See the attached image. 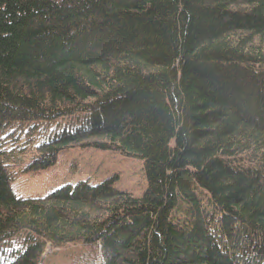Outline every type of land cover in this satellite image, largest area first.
Returning <instances> with one entry per match:
<instances>
[{"label":"trees","instance_id":"16d2710c","mask_svg":"<svg viewBox=\"0 0 264 264\" xmlns=\"http://www.w3.org/2000/svg\"><path fill=\"white\" fill-rule=\"evenodd\" d=\"M11 121L46 129L26 170L81 145L141 160L147 187L25 199L0 151V264L81 242L107 264H264V0H0Z\"/></svg>","mask_w":264,"mask_h":264},{"label":"rangeland","instance_id":"374dc122","mask_svg":"<svg viewBox=\"0 0 264 264\" xmlns=\"http://www.w3.org/2000/svg\"><path fill=\"white\" fill-rule=\"evenodd\" d=\"M84 123L83 119L76 117L69 119L68 122L64 120L61 123L50 124L47 130L54 133L58 126L63 125L66 133V130L77 129ZM24 124H28L29 128ZM87 124L86 121L84 126ZM38 130L39 135L35 134ZM42 134H46L44 125L36 127L35 122L32 121L26 123L11 121L0 133V144L3 146L0 151L5 155H12L6 167L13 176L11 191L15 195L25 199H39L68 184L75 185L85 181L97 185L106 180H113L116 188L135 197H141L146 190L147 177L141 160L114 151H101L81 145L61 151L55 165L35 172L26 170L36 157V140L44 141L40 136ZM24 233L19 234L22 236L17 237L16 240L20 242L22 239L24 243ZM17 244L18 242L12 245ZM11 251V247H7L3 255L0 251L1 260L7 257L11 260L9 256ZM40 264H107V261L100 242H81L61 247L49 245Z\"/></svg>","mask_w":264,"mask_h":264},{"label":"bare ground","instance_id":"6f19581e","mask_svg":"<svg viewBox=\"0 0 264 264\" xmlns=\"http://www.w3.org/2000/svg\"><path fill=\"white\" fill-rule=\"evenodd\" d=\"M26 171V170H25Z\"/></svg>","mask_w":264,"mask_h":264}]
</instances>
